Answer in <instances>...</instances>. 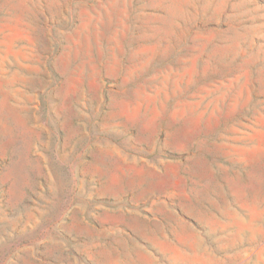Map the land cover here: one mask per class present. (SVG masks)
Segmentation results:
<instances>
[{
  "label": "rangeland",
  "instance_id": "obj_1",
  "mask_svg": "<svg viewBox=\"0 0 264 264\" xmlns=\"http://www.w3.org/2000/svg\"><path fill=\"white\" fill-rule=\"evenodd\" d=\"M0 264H264V0H0Z\"/></svg>",
  "mask_w": 264,
  "mask_h": 264
}]
</instances>
